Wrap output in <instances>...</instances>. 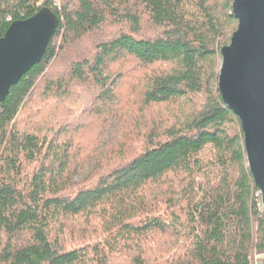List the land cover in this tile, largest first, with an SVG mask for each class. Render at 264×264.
I'll use <instances>...</instances> for the list:
<instances>
[{
  "label": "trees",
  "instance_id": "1",
  "mask_svg": "<svg viewBox=\"0 0 264 264\" xmlns=\"http://www.w3.org/2000/svg\"><path fill=\"white\" fill-rule=\"evenodd\" d=\"M54 2L0 0V38L44 7L59 19L0 102V264H264L243 133L217 89L233 0ZM123 68L146 71L133 96ZM119 108L123 158L75 180L80 130Z\"/></svg>",
  "mask_w": 264,
  "mask_h": 264
},
{
  "label": "water",
  "instance_id": "2",
  "mask_svg": "<svg viewBox=\"0 0 264 264\" xmlns=\"http://www.w3.org/2000/svg\"><path fill=\"white\" fill-rule=\"evenodd\" d=\"M237 28L220 48L217 89L239 119L249 173L264 207V0H233ZM59 19L47 7L10 24L0 38V102L38 64Z\"/></svg>",
  "mask_w": 264,
  "mask_h": 264
},
{
  "label": "rangeland",
  "instance_id": "3",
  "mask_svg": "<svg viewBox=\"0 0 264 264\" xmlns=\"http://www.w3.org/2000/svg\"><path fill=\"white\" fill-rule=\"evenodd\" d=\"M60 0H55L54 4H58ZM128 64L126 65V67ZM117 67L115 64L113 68ZM168 66H166L167 68ZM219 67H220V60H219ZM124 69V68H123ZM124 71V79L122 80L121 84H125L127 87V95L133 96L136 93L137 84L141 83L145 77L146 71L143 69L133 70V71ZM148 73V72H147ZM120 86V85H119ZM53 107L47 106L46 110L43 114V119H48L51 117L50 112ZM61 112L57 120L62 121L64 116ZM129 112L125 110H121V108L113 110V113H106L105 117L98 122V124L88 123V126L85 127L83 130H80L78 134V157L83 162L84 167L81 169V172L75 173V180L79 179L80 177H86L88 174H95L98 173L101 169L105 167V162L107 161L111 163L118 162L123 158L122 155H118V138L120 137L123 127L122 123L123 120H126V123L131 121V117L128 114ZM65 122V121H64ZM89 126H91L89 128ZM139 141V140H138ZM99 163L97 167L95 165ZM106 163V164H107ZM82 165V166H83ZM81 168V166H78ZM247 167V161H246ZM248 168V167H247ZM98 221H94L93 224H96ZM82 219L77 221V224H81ZM93 228L88 230L92 232ZM87 230V229H86ZM95 232H99L96 230ZM261 260H264V254L261 257ZM255 262V261H254ZM254 264H261L256 261Z\"/></svg>",
  "mask_w": 264,
  "mask_h": 264
},
{
  "label": "built area",
  "instance_id": "4",
  "mask_svg": "<svg viewBox=\"0 0 264 264\" xmlns=\"http://www.w3.org/2000/svg\"><path fill=\"white\" fill-rule=\"evenodd\" d=\"M255 197L258 199V206H259V208H260L261 210H263V212H264V207H263V205H262V197H261V193H260V191H257V192L255 193Z\"/></svg>",
  "mask_w": 264,
  "mask_h": 264
}]
</instances>
